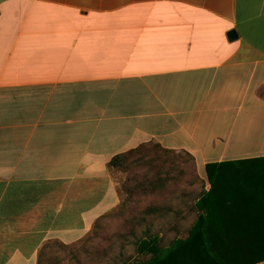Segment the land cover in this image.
<instances>
[{"label":"crops","instance_id":"obj_1","mask_svg":"<svg viewBox=\"0 0 264 264\" xmlns=\"http://www.w3.org/2000/svg\"><path fill=\"white\" fill-rule=\"evenodd\" d=\"M150 143L264 167V0H0V264L89 261Z\"/></svg>","mask_w":264,"mask_h":264},{"label":"trees","instance_id":"obj_2","mask_svg":"<svg viewBox=\"0 0 264 264\" xmlns=\"http://www.w3.org/2000/svg\"><path fill=\"white\" fill-rule=\"evenodd\" d=\"M192 161L194 156L184 152ZM181 155L158 143L143 144L116 155L108 164L111 173L127 176L119 186L125 199L116 212L104 216L123 218L134 227L152 220H176L170 229L194 218L186 238L177 237L168 245L158 235L146 233L135 238L134 246L145 261L122 258L120 264H261L264 263V167L241 168L238 162L211 163L205 168L206 179L199 174L188 180L200 184L201 190L187 194L189 213L177 212L173 204H153L140 212H131L140 198L172 194L186 174L180 169ZM264 159V158H263ZM186 182V183H187ZM210 185V190H206ZM135 210V209H134ZM97 222L93 232L78 250L87 251L98 238ZM132 232L131 236H134ZM97 236V237H96ZM105 248L104 250H106ZM42 264V263H41Z\"/></svg>","mask_w":264,"mask_h":264},{"label":"rangeland","instance_id":"obj_3","mask_svg":"<svg viewBox=\"0 0 264 264\" xmlns=\"http://www.w3.org/2000/svg\"><path fill=\"white\" fill-rule=\"evenodd\" d=\"M181 155L179 160L180 169L186 174L185 180L180 182L173 190L172 194L166 193L163 196L149 197V198H140L135 206L132 208L131 212L127 213V216L131 215L132 212H140L146 209L148 206L153 204L164 205L171 203L173 204L175 210L181 214L189 213L188 202H191L192 198H189L187 194L192 190L200 191V184L193 181L194 185L190 186L188 180H191L194 175L207 176L205 168L199 166L197 169L196 164L188 158L184 152L177 153ZM199 171V172H198ZM113 180L118 188L121 187L122 183L126 180L127 176L120 173H111ZM187 182V183H186ZM120 193V192H119ZM121 201L125 199L124 194H120ZM135 209V210H134ZM194 218H190L188 221L181 223L177 230L170 229V226L176 225V220L167 219L162 221H156L149 219L146 224H143L139 227H134L133 225L125 223V220L122 218H107L105 219V225L103 231H98V238H95L91 243L99 244L100 240H104L102 245H88L87 253H91L92 256L90 260L84 258L82 261H77L76 258H72L70 262L64 264H120V260L123 258L130 259V261H145L149 257L140 256L136 252L134 246L135 238L142 237L147 229L149 228L152 235H158L161 240H164V245H168L171 241L177 237L186 238L188 235V230L193 223ZM132 232H135L134 236H131ZM96 236V237H97ZM83 245V244H82ZM82 247V246H81ZM79 247H74L71 249L73 253L83 252V250H78ZM107 248L106 250H104ZM96 250V252L94 251ZM108 251L106 257H99L96 260L93 257V254ZM94 252V253H93ZM81 256V255H80ZM83 258V257H82ZM113 260V262H112ZM118 260V261H117Z\"/></svg>","mask_w":264,"mask_h":264},{"label":"water","instance_id":"obj_4","mask_svg":"<svg viewBox=\"0 0 264 264\" xmlns=\"http://www.w3.org/2000/svg\"><path fill=\"white\" fill-rule=\"evenodd\" d=\"M230 40H233V39H236L237 38V33L235 31H233L231 34H230Z\"/></svg>","mask_w":264,"mask_h":264}]
</instances>
